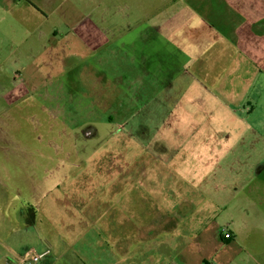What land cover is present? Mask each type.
I'll return each mask as SVG.
<instances>
[{
	"label": "rangeland",
	"instance_id": "rangeland-1",
	"mask_svg": "<svg viewBox=\"0 0 264 264\" xmlns=\"http://www.w3.org/2000/svg\"><path fill=\"white\" fill-rule=\"evenodd\" d=\"M166 3L0 0V170L13 171L8 175L11 181L4 178L6 173L0 174V264H23L47 250L46 264L264 263L263 124H234L228 119L226 125H212L213 129L220 127L222 134L233 133L237 141L221 142L226 156H222L218 173L213 172L218 162L213 157L215 166L208 170L204 185L210 189V203L204 199L206 210L199 213L203 219L179 218L173 228H162L168 206L150 221L154 206L143 208L140 215L134 200L131 219L125 223L129 229H123L110 220L108 206L103 205L109 200L105 193L116 199L111 193L122 189L121 150L137 149L139 143L155 147L156 141L143 139L155 132V112L124 110L130 117L123 122L124 115H117L121 109L94 107L128 98L122 89L113 88L112 93L106 52L96 53L87 36L100 31L102 37L121 47L118 45L128 33L153 19L155 7ZM110 26H114L113 33ZM138 48L143 51L145 46L133 42L131 57H141ZM147 61L150 69L157 65ZM147 72L156 75L152 69ZM145 76L142 79L147 81L154 78ZM153 88H147L148 99L155 96ZM196 88L192 95L179 94V99L216 100L211 94L206 98L205 93H196ZM256 89L253 84L250 93L227 95V99L257 106L253 101ZM169 90L163 100L173 99ZM37 103L45 108H38ZM159 110L164 118L176 117L171 109ZM239 112L237 117L243 118ZM109 114L114 117L112 122L105 121ZM90 121L101 123L92 126L99 134L86 138L82 135L90 129L85 124ZM113 166L116 173H112ZM183 178L180 173L174 177L178 184ZM96 185L103 188L97 190L98 196L93 194L91 205H85L92 197L86 187ZM137 189L132 190L133 197ZM196 190L189 194L201 202L202 190ZM28 209L37 213L35 225L23 221ZM226 233L231 239H225Z\"/></svg>",
	"mask_w": 264,
	"mask_h": 264
},
{
	"label": "crops",
	"instance_id": "crops-1",
	"mask_svg": "<svg viewBox=\"0 0 264 264\" xmlns=\"http://www.w3.org/2000/svg\"><path fill=\"white\" fill-rule=\"evenodd\" d=\"M166 2L168 3L155 7L153 19L140 23L133 33L125 34L126 38L118 45L121 47L117 48L112 40L102 37L100 31L87 36V41L93 45L96 53L106 52L105 60L108 61L113 81L112 93L115 90L113 88L122 89L128 98L124 101L114 100L110 104L96 103L94 107L107 111L121 109L119 114L115 112L117 115H124V110L132 108L153 109L155 112L152 120L156 126L155 132L143 138L145 142L156 141L155 147L139 143L137 149L129 147L121 150L118 156L124 158L121 168L124 179L122 189L118 193H111L118 196L116 199L110 193H105L109 195V200L103 205L108 206L110 220L115 221L118 228L129 229L125 223L131 219L130 206L134 204V200L138 201L140 215H143V208L154 206L150 211V221H154L160 212L166 210L164 206H168L162 228H173L179 218L203 219L199 213L200 210H206L205 200L210 203V189L204 185L206 179L208 181V170L215 166L211 163L213 157L218 158L217 168H213V172L218 173L222 156H226L225 143L221 142H229L230 139L237 141V138L231 136L233 133L222 134L224 131L220 127L213 129L212 125L227 124L228 119H233L234 124L236 121L240 124L252 121L256 122L253 124L264 125V0ZM113 30L114 26H110L109 32L113 33ZM133 42L145 46L143 51L138 48L140 58L131 57ZM147 60L156 62L157 65L151 68L156 75L147 72L151 70L150 65L146 64ZM139 62H143V65H139ZM164 72L166 75H163ZM145 74L154 78L149 81L142 79ZM253 84L257 88V96L253 95L257 106H251L248 102L240 105L239 102L228 101L227 95L235 97L244 92L250 93ZM153 86L155 96L148 99L147 88ZM193 87H197L196 93L203 92L206 98L211 94L216 100L199 103L193 97L186 101L179 99V94L192 95ZM168 89L174 96L170 101L162 98ZM56 92L59 94L61 89L55 91V96ZM104 96L107 98L109 95L104 93ZM259 102H262V109H259ZM37 107L45 108L42 103H37ZM166 108L173 110L176 117L161 116L159 109ZM238 111L243 118L237 117ZM129 117L124 115L123 122H128ZM113 118L109 114L105 121L112 122ZM149 122L151 121L145 124H150ZM85 124L90 129L82 136L91 138L99 134L97 128L92 127L101 124L99 121ZM142 135L140 133L139 136ZM113 171L116 173L114 166L112 173ZM2 173H6L2 178L11 181L8 175L13 173L12 170H0V174ZM177 173L184 176L180 184L174 179ZM102 188L97 185L91 188L87 186L92 197L84 204L91 205V199L95 200L93 194L98 196L100 191L97 190ZM135 188L138 189L133 197L132 190ZM198 188L202 190L200 196L203 204L189 194V190L197 191ZM80 203L82 202H77ZM36 220V211L28 209V215L23 221L35 225ZM143 230L146 231L145 228ZM138 236L144 238L142 233ZM221 259L225 260L226 257ZM43 264H46V260Z\"/></svg>",
	"mask_w": 264,
	"mask_h": 264
},
{
	"label": "built area",
	"instance_id": "built-area-1",
	"mask_svg": "<svg viewBox=\"0 0 264 264\" xmlns=\"http://www.w3.org/2000/svg\"><path fill=\"white\" fill-rule=\"evenodd\" d=\"M225 230H223L224 232ZM226 232V231H225ZM225 239H231L230 233L225 234ZM50 253V250H47L43 253H36L31 260L25 261L23 264H43L45 257Z\"/></svg>",
	"mask_w": 264,
	"mask_h": 264
}]
</instances>
